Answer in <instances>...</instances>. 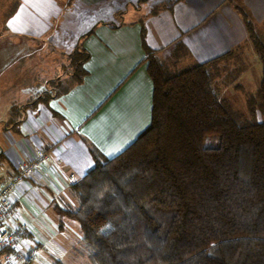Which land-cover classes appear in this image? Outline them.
<instances>
[{"label": "trees", "instance_id": "trees-1", "mask_svg": "<svg viewBox=\"0 0 264 264\" xmlns=\"http://www.w3.org/2000/svg\"><path fill=\"white\" fill-rule=\"evenodd\" d=\"M235 9L262 67L247 114L220 94L216 65L233 50L189 63L177 42L158 56L142 28L150 123L112 157L91 149L93 166L69 185L76 204L60 210L77 223L90 264H264V40L244 7ZM69 58L56 94L86 74L84 48ZM235 71L238 88L242 67ZM19 111L11 107L10 122Z\"/></svg>", "mask_w": 264, "mask_h": 264}, {"label": "crops", "instance_id": "crops-1", "mask_svg": "<svg viewBox=\"0 0 264 264\" xmlns=\"http://www.w3.org/2000/svg\"><path fill=\"white\" fill-rule=\"evenodd\" d=\"M139 3L0 0V186L36 149L50 156L12 196L34 240L48 244L36 264L87 263L77 223L60 213L76 204L69 185L93 166L91 149L112 157L150 123L153 83L142 28L145 45L158 56L177 42L189 63L241 51L247 58L235 84L240 88L253 60L260 64L259 85L261 63L235 6L244 7L264 40V0H175L147 13ZM76 21L86 27L75 34L72 52H88L86 74L59 94L50 88L53 94L39 101L34 90L48 92L53 79H45V51L55 49L50 42ZM12 106L20 109L15 123L9 121ZM61 248L71 254L62 256Z\"/></svg>", "mask_w": 264, "mask_h": 264}, {"label": "rangeland", "instance_id": "rangeland-1", "mask_svg": "<svg viewBox=\"0 0 264 264\" xmlns=\"http://www.w3.org/2000/svg\"><path fill=\"white\" fill-rule=\"evenodd\" d=\"M139 1H140L139 5L142 6L141 12L147 13V12L156 11L161 7L170 6L171 3L175 0H139ZM85 27H86L85 22L76 21L73 25L67 26V29L64 30L65 33H60L59 35H57L56 39H54L55 41L52 40L50 42L52 45L55 46V49L51 50L48 55H46V51H45V79L49 77H53V79L49 81L50 87H47V91H50V88L55 87L54 85L57 83L56 76L59 75V77L62 78L65 76V73L71 71V66L69 65L70 63L69 55L72 53V50L74 49V41L77 35L76 33L77 32L79 33V31H84ZM168 53L170 54V52ZM234 54H235L234 57L232 55L229 57L227 56L224 59H221L220 61L217 62L216 66L219 69L218 78L220 77V80L218 82L221 83L220 94L221 96L231 100L237 109L242 111L244 114H247L246 94L251 92L253 93V91L257 88L258 80L260 77V64L258 61L254 62L252 60L250 69L246 77H244L245 80L240 79L239 83L241 84V86L240 88L239 87L236 88L233 86V83H231L233 74H235V73L231 74V71L236 72L235 70L241 68L243 66V62L245 63V59L247 58V55L245 54L242 55L241 51L237 53L235 51ZM176 58L177 57L175 55L171 56L168 62H173V60H175ZM34 92L35 94H38L41 92V90L35 89ZM257 118L261 119L260 113H257ZM79 249H81L82 251H84V253H86V255H84L83 258L85 261H87V263H83V264H89L87 252L81 247L80 241H79ZM73 251L74 250H72V252ZM60 252L62 256L71 254L67 252L65 248H61ZM79 260L81 261L80 258Z\"/></svg>", "mask_w": 264, "mask_h": 264}, {"label": "built area", "instance_id": "built-area-1", "mask_svg": "<svg viewBox=\"0 0 264 264\" xmlns=\"http://www.w3.org/2000/svg\"><path fill=\"white\" fill-rule=\"evenodd\" d=\"M49 158L47 151L36 149L0 186V264H36L40 252L48 247L34 240L12 196L18 185Z\"/></svg>", "mask_w": 264, "mask_h": 264}]
</instances>
